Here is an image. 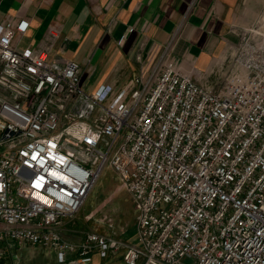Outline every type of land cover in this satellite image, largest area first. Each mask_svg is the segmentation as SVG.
<instances>
[{
	"label": "built area",
	"instance_id": "obj_1",
	"mask_svg": "<svg viewBox=\"0 0 264 264\" xmlns=\"http://www.w3.org/2000/svg\"><path fill=\"white\" fill-rule=\"evenodd\" d=\"M29 28L0 24V259L27 245L92 264L118 250L115 236L62 235L110 168L137 213L126 264H264V36L245 32L219 91L173 66L88 90L80 63L18 49Z\"/></svg>",
	"mask_w": 264,
	"mask_h": 264
},
{
	"label": "crops",
	"instance_id": "obj_2",
	"mask_svg": "<svg viewBox=\"0 0 264 264\" xmlns=\"http://www.w3.org/2000/svg\"><path fill=\"white\" fill-rule=\"evenodd\" d=\"M7 18L30 23L27 34L18 39L20 50L40 45L50 27L59 26L52 58L80 63L83 84L93 90L88 63L104 71L115 66V72H104L103 79L126 82L140 73L144 61L148 70V52L153 62L171 41L173 59L181 66L195 56L203 65L224 64L226 50L239 41L237 34L257 28L252 35H264V0H0V24ZM22 41L26 47H21ZM81 232L78 223L64 221L67 240L80 244L85 238ZM21 248L33 249L14 248L9 254L13 262ZM53 264H58L56 257ZM92 264L126 263L124 254L102 258L97 253Z\"/></svg>",
	"mask_w": 264,
	"mask_h": 264
},
{
	"label": "rangeland",
	"instance_id": "obj_3",
	"mask_svg": "<svg viewBox=\"0 0 264 264\" xmlns=\"http://www.w3.org/2000/svg\"><path fill=\"white\" fill-rule=\"evenodd\" d=\"M6 20H8V18L4 19L2 22ZM255 30H257V28H255ZM50 32H55L58 37L53 38L50 35ZM60 34L61 32L59 26L53 25L48 30L45 41L42 42L41 40L39 43L40 45L33 47L38 49L47 48L53 53L55 49V43L57 42ZM236 36L238 37L239 41L235 45H232L230 49L226 50V59L222 65H203L199 61V56H195L189 62V65L181 66L173 59L172 55L174 46L173 42L171 41L167 47L163 49V51L158 53L157 58H155L153 62L149 61L151 55L148 52L147 55L144 56L146 61L151 63L148 70H144V68L147 67L145 66L146 62L144 61V63H142L144 65L141 67L140 73L135 77L147 79L154 73L155 70L156 73H159V71H161L166 66H173L184 74L190 76L199 85L209 90L219 91L225 87L229 76L240 70L237 64V59L241 48L245 44L244 38L250 37V35H245L244 32L237 34ZM263 36L264 35H251L252 41L258 44L262 42L261 40ZM21 44V47H26L27 45L23 41ZM18 45L19 44L17 43V47ZM138 58L140 59V57ZM142 59L143 57H141V60ZM88 64L89 67L87 68V71L89 74H93L90 78V87L92 88H96L104 84L109 86L112 90H120L127 87L131 80L135 78L132 77L126 82H117L115 81L116 77L103 79L104 72H115V66L108 67V69L104 71L105 69L102 68V66H98V64L95 62H90ZM93 79H96V82H93ZM70 221L78 223L79 228L82 230L80 234L81 238L84 236L86 237L87 234L93 232L101 235L115 236V239L120 242L121 247L118 250H115V252L111 253L114 256L118 254H124L125 256L126 249L130 245L135 244L138 238L135 203L124 183L110 168H106L100 176L79 215ZM64 239L67 240L65 237ZM13 254L10 253V257ZM15 254H17L15 256L17 258H15L17 262H13L9 255H6L0 259V264H53L56 257L55 253H50L49 249L36 247H33V249L21 248L20 250H17ZM185 263L192 264L193 261L187 259L185 260Z\"/></svg>",
	"mask_w": 264,
	"mask_h": 264
}]
</instances>
